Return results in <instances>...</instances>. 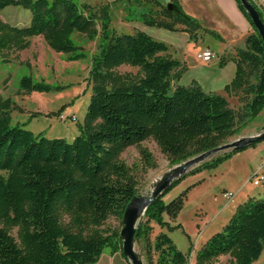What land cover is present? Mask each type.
I'll return each instance as SVG.
<instances>
[{
    "label": "trees",
    "instance_id": "trees-1",
    "mask_svg": "<svg viewBox=\"0 0 264 264\" xmlns=\"http://www.w3.org/2000/svg\"><path fill=\"white\" fill-rule=\"evenodd\" d=\"M250 1L264 21V8ZM133 2L127 6L128 21L170 31L181 24L191 38L201 28L177 0H173L174 9L165 6L159 13L152 9L153 1ZM236 2L254 31L239 51L235 76L226 88L244 89L251 96L240 119L247 124L264 109V40L240 1ZM8 6L28 9L31 18L23 27L0 20V51L26 49L27 38L40 35L53 50L75 61L86 57L74 40L75 33L90 40L101 33V40L92 60V97L73 141L48 138L24 124H14L10 99L0 98V264H94L106 248L123 254L120 231L101 229L112 216L122 219L138 195L137 180L118 160L121 152L152 138L171 165L180 164L235 135L238 115L224 96L207 92L198 83L173 86L181 78L183 64L166 55L169 47L164 42L142 30L112 34L111 3L0 0V10ZM210 33L221 39L216 32ZM122 64L139 67L143 76L118 75L114 70ZM19 85L26 91L51 89L30 75H24ZM247 146L173 179L151 201L135 234L136 241H146L147 264H190V252L181 251L163 228H171L164 215L175 219L196 184L168 202L165 197L187 174L214 167ZM141 155L146 168L156 166L148 150L142 149ZM156 226L159 231L151 242ZM263 251L264 194L237 206L223 229L196 252L195 264H253Z\"/></svg>",
    "mask_w": 264,
    "mask_h": 264
},
{
    "label": "rangeland",
    "instance_id": "rangeland-1",
    "mask_svg": "<svg viewBox=\"0 0 264 264\" xmlns=\"http://www.w3.org/2000/svg\"><path fill=\"white\" fill-rule=\"evenodd\" d=\"M150 1H153L152 9L157 13L163 7L173 4V0H142V3L146 5ZM177 1L184 11L189 14L195 13L200 16L199 18L202 17L201 28L196 32L195 38H191L185 31V26L181 24L176 26L177 30L170 31L147 26L139 21H128L127 6L128 3H134L133 0L107 1L111 3V32L120 35L145 31L154 39L167 44L169 50L166 55L183 64L181 78L178 82H173V86L198 83L203 90L220 94L227 99L229 106L238 115V130L221 145L262 135L264 109L255 120L242 124L240 119L244 115L245 104L251 96L244 89L226 88L235 76L240 59L239 51L246 47L245 40L249 34L253 33V27L249 24L245 31L239 32L245 26L238 24V30L231 24V22L234 23L232 19L224 13L219 14L208 0ZM256 1L264 8V0ZM101 5L103 4L93 6ZM27 15L30 20L31 12L21 6H8L0 10L1 21L17 24L20 27L29 24V21H26ZM158 18H162L161 15H158ZM234 24L237 25V23ZM98 29L101 31L100 21H98ZM211 29L223 37L222 42L209 33ZM73 37L81 50L86 53L85 58L68 60L66 54L53 50L40 35L28 37L29 46L26 49L12 48L0 51V98L10 99L12 104L10 116L14 124H24L35 134L42 132L48 138H64L69 142L79 134V126L84 122L92 97L90 73L93 57L98 52L101 33L95 40H90L83 33H75ZM207 48L214 54L209 63L203 62L198 56ZM114 71L123 77L138 79L143 76V71L139 67L127 64L116 67ZM24 75H30L33 80L43 82L51 89L48 91L21 90L19 84ZM142 149L151 153L156 165L154 168L144 166ZM232 150L233 148H228L209 153L202 162L192 164L184 173ZM118 160L129 167L130 173L138 183V196L142 197H149L164 178H168L177 169L176 167L187 161L171 165L152 138L124 149ZM256 172L257 176L263 178L259 184L254 183L257 178ZM175 178L177 177L170 178L169 184ZM193 184L196 185L190 189L185 205L178 216L170 219L168 215H164V219L169 222L171 228H163L181 251L190 252V264H195V252L209 237L223 229L239 204L251 196L263 195L264 139L234 151L231 156L214 167L187 174L167 194L165 200L170 201ZM226 194L231 195L226 196ZM227 200L234 201L228 204ZM143 221L144 216L141 217L140 223ZM122 227V219L112 216L101 229L121 231ZM158 231V226L151 231L149 236L151 242L154 241ZM12 234L17 237V229H14ZM145 244V239H141L136 241L135 248L147 264ZM155 258L154 256L152 260L154 261ZM227 259L228 257L222 258L223 261ZM253 264H264V251Z\"/></svg>",
    "mask_w": 264,
    "mask_h": 264
},
{
    "label": "water",
    "instance_id": "water-1",
    "mask_svg": "<svg viewBox=\"0 0 264 264\" xmlns=\"http://www.w3.org/2000/svg\"><path fill=\"white\" fill-rule=\"evenodd\" d=\"M247 14L249 15L254 27L258 30L260 36L264 40V21L261 18L258 10L254 7L253 3L250 0H239ZM169 9H173V4L168 5ZM264 139V133L262 135H257L254 137L244 138L239 141H234L232 143H227L220 145L210 151L199 154L195 157H192L186 161L183 165L180 164L179 167H176L174 173H172L168 178H164L157 186L155 191L149 197L136 196L130 203L127 205L125 212L123 214L122 223L123 227L120 231V237L122 239V252L124 256L130 261L131 264H145L140 254L136 251L135 248V234L138 225L140 224V219L144 216L145 211L151 201L161 193L167 186H169V179L173 177H179L180 173L190 167L192 164L202 162L207 154L220 151L228 148L238 149L247 146L252 142H256ZM173 181V180H172ZM171 181V182H172ZM170 182V183H171Z\"/></svg>",
    "mask_w": 264,
    "mask_h": 264
},
{
    "label": "crops",
    "instance_id": "crops-1",
    "mask_svg": "<svg viewBox=\"0 0 264 264\" xmlns=\"http://www.w3.org/2000/svg\"><path fill=\"white\" fill-rule=\"evenodd\" d=\"M77 1L79 3H87V4H90V5L93 6V5H96V4H105V3H107L108 0H77ZM208 3L211 6H213L217 10V12L219 14L224 13L225 16L226 15L229 16L234 23H237V25H235L231 21L227 20V21L231 22V24H233V26H235L236 28H238V30H239L238 24H240V25L243 24L245 26V28L243 30H241V31L239 30V32H243V31H245L248 28V25L250 23L246 19V17L243 15V13L239 10L236 0H208ZM186 13L188 15H195V16H192V17H194L195 19H197L198 22H199V24L201 25V18L202 17L199 18L200 16H197L195 13L194 14H191V13L189 14L188 12H186ZM28 19H29V17L27 15L26 16V21L27 22L30 21ZM15 25H17V24H15ZM210 31H214V30L211 29ZM210 31H209V33H210ZM214 32H216V31H214ZM216 33L219 34L218 32H216ZM233 34H235L234 30H233ZM217 40H219V41L222 42L223 37H221V39H217ZM262 194H264V192H262ZM233 201H228L227 200V203L229 204V203H231ZM196 252H195V255H196ZM194 261H195V259H194ZM94 264H131V263H130L129 260H127L125 258V256L120 251H113L110 248H106L103 251V253H102L101 257L99 258V260L96 263H94Z\"/></svg>",
    "mask_w": 264,
    "mask_h": 264
},
{
    "label": "built area",
    "instance_id": "built-area-1",
    "mask_svg": "<svg viewBox=\"0 0 264 264\" xmlns=\"http://www.w3.org/2000/svg\"><path fill=\"white\" fill-rule=\"evenodd\" d=\"M198 56L203 62L209 63L213 59L214 54L212 53V51L210 49L207 48V49L202 50ZM257 175H258V173L256 172L255 177H257V178H255V180H254L255 184H259L261 182V180L263 179L262 176H257ZM229 195H231V194H229ZM229 195L226 194V196H229Z\"/></svg>",
    "mask_w": 264,
    "mask_h": 264
}]
</instances>
